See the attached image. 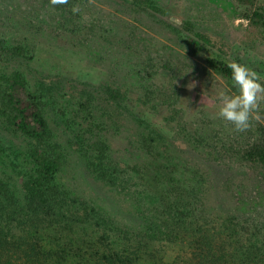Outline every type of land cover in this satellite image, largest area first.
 I'll use <instances>...</instances> for the list:
<instances>
[{"label": "rangeland", "instance_id": "rangeland-1", "mask_svg": "<svg viewBox=\"0 0 264 264\" xmlns=\"http://www.w3.org/2000/svg\"><path fill=\"white\" fill-rule=\"evenodd\" d=\"M153 1L158 10L142 7L135 0H80V10L75 13L80 25L75 35L63 29H58L62 33L29 29L24 13L37 11L35 4L42 8L44 3L40 5L38 0H0V31L12 38L28 37L29 42L33 43L31 39L36 42L34 59L28 64L11 62L8 70L21 68L33 81L55 78L61 73L71 94L82 93L85 99L90 98L88 110L79 107L77 96L68 95L65 115L58 108L56 112L47 111L55 140L65 148L58 178L73 195L108 211L124 232L137 228L142 214L135 200L123 197L117 189L113 191L92 173L95 168L76 150L80 146L76 137L80 126L90 125L91 117L87 114L94 113L102 124L94 130L107 138V153L119 161L123 170L129 168L133 172L154 150L167 166H177L179 171L191 175L197 172V193L222 189V183L226 187L218 200L196 199L197 207H193L207 214L193 217L192 225L186 219L185 223H177L180 229L175 236L149 235V252L140 264H205L206 258L199 257L195 245L199 238L218 248L226 264H264V169L243 158L245 146L253 141L258 126L264 124V102L253 114L249 128L235 131L231 123L218 116L217 93L236 89L232 80L207 61L211 56H220L229 62L245 64L264 83V28L250 25L240 17L234 0ZM257 1L264 4V0ZM44 13L52 19L58 10L44 9ZM186 20L194 22L196 29L207 33L214 43L205 46L189 43V34L181 26ZM97 28L105 31L101 40L107 39L114 47L102 42L98 47H89L79 39L83 33ZM130 44L129 49L126 45ZM122 53H130L124 58L133 62L130 68L145 61L152 73L146 69L127 76L122 68L114 70L118 61L129 65L118 60ZM163 65L172 68V75L160 71ZM38 80L34 85L37 86ZM132 84L140 86L142 92L131 90ZM119 88L123 96L115 99L113 92ZM68 115L74 120L71 125L76 126L71 133L65 122ZM164 119H170L176 127ZM0 138L8 150L15 152L27 149L31 143L7 123L1 111ZM8 156L0 148V175L16 179L20 172ZM230 175L235 176L233 182ZM125 183L119 180L118 186L123 188ZM142 196L147 197L145 204L148 199L153 201L150 196ZM217 203L220 205L216 208ZM97 218L95 215L93 222L81 223L72 214L67 222L54 225L56 230L50 226L43 235L49 245L73 247L67 264H95L91 255L97 251V236L104 230L102 225L95 224ZM114 242L116 249L126 244L119 232Z\"/></svg>", "mask_w": 264, "mask_h": 264}, {"label": "trees", "instance_id": "trees-1", "mask_svg": "<svg viewBox=\"0 0 264 264\" xmlns=\"http://www.w3.org/2000/svg\"><path fill=\"white\" fill-rule=\"evenodd\" d=\"M79 1L68 0L65 5L53 6L50 0H38L40 5L44 3L43 7L40 9L35 4L37 11L28 15L24 13V20L27 19L25 24L31 30L61 32L58 29H63L77 35L75 31L79 29L80 24L75 19L72 7L78 6ZM135 2L149 10L159 9L153 0H135ZM234 2L239 9L240 17L247 19L250 25L264 28V4L258 3L257 0H234ZM44 9L58 10V14L52 15V19H49ZM24 10L28 12L26 8ZM53 23L55 25L51 28L50 25ZM181 26L189 34V43L201 46L214 43L207 33L197 30L191 20L184 21ZM104 35H106L105 31L97 28L87 32L86 35L83 33L79 39L89 47H98L101 42L102 45L114 47L115 44H108L107 39L101 40ZM26 38L28 37L12 38L5 31H0V111L6 117L7 123L31 142L30 146L29 143L27 144V149L15 152L13 149L8 150L3 139L0 138V148L10 156L8 157L11 158L12 165L20 172V176L16 179H6L0 175V264H67L73 247L61 248L55 244L56 247L49 245L43 231L50 226L56 230L54 225H61L63 221L67 222L72 214L81 223L93 222L96 215L98 218L95 224L102 225L104 228L103 233L97 236L96 245L99 249L96 247L97 251L92 252L91 255L95 264H140V261L145 259L144 256L147 258V252H149L147 250L149 235L169 233V236L172 234L175 236L180 229V226H176L177 223H185L183 220L186 219L192 225L193 217H205L207 212L201 208H195L197 205L194 202L196 199L218 200L226 189L222 181L219 182V184L222 183V189L216 188L214 192L197 193L195 178L198 173L191 175L189 172H183L182 169L179 171L177 166L174 168L167 166L160 161L161 158L154 150L149 152L147 161L141 162L135 170L133 169L136 174H132L129 168L123 170L119 161L107 153L109 151L107 138L104 134L95 132L94 128L102 124L94 118V113L87 114L91 117L90 125L87 128L80 126L81 131L76 134L80 140V146L76 150L86 158L92 169L95 168L92 173L104 180L107 186L113 191L117 189L123 197L137 202L142 219H139L140 224L137 228L124 232L121 226L115 225L108 211L101 210L98 205L73 195V192L58 178L63 165L65 148L62 143L55 140L47 111L56 112L58 108L65 115L69 106L68 95L77 96L80 100L79 107L85 110L89 109L91 100L89 97L85 99L82 93L71 94L67 90V79L61 73L54 75L55 78L52 76L49 79L37 78L35 81L39 80L36 86L35 81L30 80L21 68L8 70V64L11 62L28 64L34 59L36 42L31 39L33 44ZM126 47L130 49L132 45H126ZM129 54L122 53L118 58L129 65L126 66L124 62L118 61L114 70L118 71L122 68L127 76L130 72L141 74L146 69L149 71L150 66L145 61L138 62L130 68L133 62L130 63L129 59H124ZM207 61L220 74L232 80L231 71L227 67L229 61L220 56H211ZM160 71L169 75L173 72L170 66L165 65L160 67ZM149 73L152 72L149 71ZM39 75L36 76L39 77ZM130 89L138 93L142 92L141 87L136 84H132ZM113 93L117 97L115 99L123 96L120 88ZM160 101L163 100L160 99ZM69 116L65 117V122L71 133V129L76 126L71 125L74 120ZM164 120L168 125L176 127L170 119ZM243 158L264 169V124L258 126L253 141H249L245 146ZM125 179H127L126 183L132 184H126ZM234 179L235 176H229L231 182ZM119 180L125 183L123 188L118 186ZM216 184L218 186V183ZM182 185L185 187L184 191L181 190ZM142 195L150 196L153 201L150 202L148 199L146 206L147 197ZM219 205L215 204L216 208ZM215 206L213 205L212 209H215ZM186 225L191 227L187 223ZM117 232L123 234L126 240L122 249L114 248ZM195 245L199 257L206 258L205 264H226L219 254V249L209 244L204 238H199ZM78 254L83 256L80 251Z\"/></svg>", "mask_w": 264, "mask_h": 264}, {"label": "clouds", "instance_id": "clouds-1", "mask_svg": "<svg viewBox=\"0 0 264 264\" xmlns=\"http://www.w3.org/2000/svg\"><path fill=\"white\" fill-rule=\"evenodd\" d=\"M50 3L53 6L65 5L68 0H50ZM79 10L76 5L72 7L73 13H78ZM227 67L231 71L236 91L220 90L217 93L218 116L231 123L235 131L242 132L249 128L253 114L261 102H264V83L261 76L245 64L233 60Z\"/></svg>", "mask_w": 264, "mask_h": 264}]
</instances>
